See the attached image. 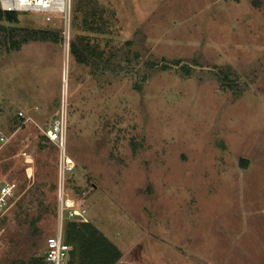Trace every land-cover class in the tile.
I'll return each instance as SVG.
<instances>
[{
    "label": "rangeland",
    "instance_id": "374dc122",
    "mask_svg": "<svg viewBox=\"0 0 264 264\" xmlns=\"http://www.w3.org/2000/svg\"><path fill=\"white\" fill-rule=\"evenodd\" d=\"M69 25L68 46L63 20L0 16V182L17 184L0 264H36L56 230L44 129L62 105L66 190L89 218L74 264H110L94 227L125 261L264 264V0H71Z\"/></svg>",
    "mask_w": 264,
    "mask_h": 264
},
{
    "label": "built area",
    "instance_id": "2783aa9c",
    "mask_svg": "<svg viewBox=\"0 0 264 264\" xmlns=\"http://www.w3.org/2000/svg\"><path fill=\"white\" fill-rule=\"evenodd\" d=\"M4 11H30L44 15L48 22L63 20V30L67 45L70 44V14L71 0H0ZM20 118L30 120L24 111L18 112ZM44 133L58 147L59 160V188L57 192V226L55 232L46 240L43 264H71L74 246L67 240V224L88 222V210L70 196L66 190L67 172L76 168L74 158L67 152V108L66 105L58 110L56 118ZM11 135L0 124V156L11 141ZM2 158L0 159V163ZM17 184L13 181L2 180L0 182V219L11 207ZM16 203V202H14Z\"/></svg>",
    "mask_w": 264,
    "mask_h": 264
},
{
    "label": "trees",
    "instance_id": "16d2710c",
    "mask_svg": "<svg viewBox=\"0 0 264 264\" xmlns=\"http://www.w3.org/2000/svg\"><path fill=\"white\" fill-rule=\"evenodd\" d=\"M257 3H259V2L257 1ZM5 12H15V11H4L1 8V5H0V16L2 15V13H5ZM49 33L50 34L46 35L45 33L44 34H40V33L36 32V31H28L26 33V35L23 37V40H27V39L51 40V38L53 36V38L56 39V41H57L58 40V37L60 35H62V33H60V32H51L50 31ZM88 45H89V43H88ZM83 49L84 48H82V46L80 47V45L78 44L77 40H73L72 41L71 51L81 61H84L87 58L85 56L86 54H84ZM1 225H3V224H1ZM84 226L87 227V229L85 231L86 232L85 234H87L88 232H90V225L84 224L82 227H84ZM66 227H67L66 231H67L68 241L71 242V243H73V245H74V249L72 251V259H71V264H74V262H75V256H76V253H75L76 252V245H75V242H74V240H75L74 239V236L76 235V233L74 235L73 231H74L75 227L77 228V226L74 225V223H68ZM85 227H84V229H85ZM84 229L81 230V232H83V237H84ZM93 231H94V233L95 232H99L100 233V236L109 243L110 248L109 249L108 248L106 249V253L108 252L106 261H108L110 264H115L119 260V258L121 257V255H122L120 249H118V247L111 240H109L107 238V236H105L97 227H94L93 228ZM87 250L90 251V249H88V248H87ZM117 251L119 252V254L117 253ZM43 263H44V258L43 257L40 258V260L37 259V261H36V264H43Z\"/></svg>",
    "mask_w": 264,
    "mask_h": 264
},
{
    "label": "crops",
    "instance_id": "0c3cea01",
    "mask_svg": "<svg viewBox=\"0 0 264 264\" xmlns=\"http://www.w3.org/2000/svg\"><path fill=\"white\" fill-rule=\"evenodd\" d=\"M118 248H119V247H118ZM123 251H124V252L121 251V252H122V255H121V257L119 258V260H118V262H117L118 264H119L120 262H121V263H122V262H126L127 264H147V263H142V262H139V261H132V260H129V261L127 260V261H125V260H124L125 250H123ZM117 263H116V264H117Z\"/></svg>",
    "mask_w": 264,
    "mask_h": 264
}]
</instances>
